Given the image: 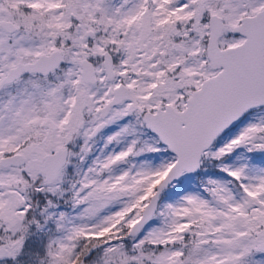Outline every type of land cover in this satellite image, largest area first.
I'll list each match as a JSON object with an SVG mask.
<instances>
[{"label":"snow or ice","instance_id":"snow-or-ice-1","mask_svg":"<svg viewBox=\"0 0 264 264\" xmlns=\"http://www.w3.org/2000/svg\"><path fill=\"white\" fill-rule=\"evenodd\" d=\"M0 264H264V0H0Z\"/></svg>","mask_w":264,"mask_h":264}]
</instances>
